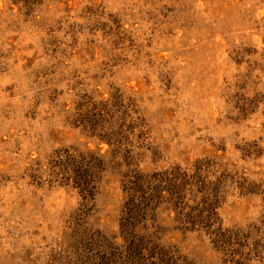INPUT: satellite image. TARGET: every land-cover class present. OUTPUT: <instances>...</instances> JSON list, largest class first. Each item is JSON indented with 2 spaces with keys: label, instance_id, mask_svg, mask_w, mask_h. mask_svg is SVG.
Returning <instances> with one entry per match:
<instances>
[{
  "label": "rangeland",
  "instance_id": "obj_1",
  "mask_svg": "<svg viewBox=\"0 0 264 264\" xmlns=\"http://www.w3.org/2000/svg\"><path fill=\"white\" fill-rule=\"evenodd\" d=\"M0 264H264V0H0Z\"/></svg>",
  "mask_w": 264,
  "mask_h": 264
}]
</instances>
